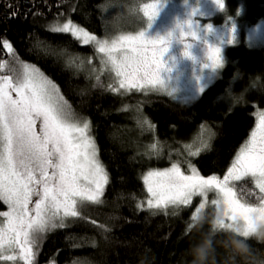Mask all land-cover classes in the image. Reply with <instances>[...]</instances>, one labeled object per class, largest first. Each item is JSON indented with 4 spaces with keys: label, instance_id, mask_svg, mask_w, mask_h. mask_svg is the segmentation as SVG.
Masks as SVG:
<instances>
[{
    "label": "trees",
    "instance_id": "trees-1",
    "mask_svg": "<svg viewBox=\"0 0 264 264\" xmlns=\"http://www.w3.org/2000/svg\"><path fill=\"white\" fill-rule=\"evenodd\" d=\"M145 1L0 0V75L17 63L48 78L88 122L108 175L101 203H77V217L31 238L27 262L0 264H180L196 198L174 211L149 209L142 176L172 162L182 169L192 163L203 175H221L230 166L264 109V46L239 40L226 46L217 79L194 101L179 103L157 92L118 94L105 76L91 74L88 66L99 54L92 45L49 27L67 17L102 37L135 31L148 23ZM262 18L264 0H222L214 23L242 28ZM199 129L210 142L193 154L188 146L201 138Z\"/></svg>",
    "mask_w": 264,
    "mask_h": 264
},
{
    "label": "snow or ice",
    "instance_id": "snow-or-ice-1",
    "mask_svg": "<svg viewBox=\"0 0 264 264\" xmlns=\"http://www.w3.org/2000/svg\"><path fill=\"white\" fill-rule=\"evenodd\" d=\"M152 8L150 20L156 15L157 4ZM177 27L179 30L183 28L179 24ZM190 28H193L192 24ZM53 31L71 32L77 37L82 35L85 44L96 41V37L71 21ZM192 35L197 34L193 32ZM171 38V33L167 37L154 38H146L140 33L120 36L111 44L107 41L96 43L99 51L108 55L113 70L121 78L120 88H125L136 87L141 81L151 82L155 53L160 51L163 55ZM157 42L159 49L155 47ZM150 45L152 58L148 55ZM8 47L11 50V46ZM117 50L123 52L119 58L113 55ZM184 55L190 54L185 52ZM208 59L212 64L205 66H219L220 49L209 46ZM58 91L35 67L25 65L22 77H18L15 83L9 76H0V200L9 206V211L0 213L4 217L0 222V259L14 260L15 256L4 253L19 245L20 258L27 262L33 253L26 245L34 242L33 236L44 232L61 211L65 217H77L78 202L84 207L90 206L88 202L101 203L104 185L108 183L95 142L86 135L88 123L85 121L80 126L71 122L70 114L59 103ZM36 170L39 171L38 178L34 174ZM191 173L184 175L176 164L170 169L147 172L143 177L150 194L147 207L164 209L169 205H187L194 195L206 196L214 190L218 199L211 203L214 206L223 204L229 221L239 218L248 223L254 213L264 216V197L260 198L259 206L242 202L229 183L250 176L255 178L256 187L264 193V112L259 114L256 128L241 145L222 178L217 174L203 177L194 167ZM33 185L39 190L34 192ZM33 195L39 198L29 209ZM51 227L57 225L52 223Z\"/></svg>",
    "mask_w": 264,
    "mask_h": 264
},
{
    "label": "rangeland",
    "instance_id": "rangeland-1",
    "mask_svg": "<svg viewBox=\"0 0 264 264\" xmlns=\"http://www.w3.org/2000/svg\"><path fill=\"white\" fill-rule=\"evenodd\" d=\"M155 4H157L156 15L150 20L149 17L153 11L152 6ZM221 8L222 0H219V3H217L216 0H147L142 5L143 13L148 18L147 25L140 27L135 31L120 32L112 37L98 36L67 17L54 21L51 25H49V27L51 29H55L71 21L72 24L78 28H83L89 35L96 37V41H107L109 44H111L113 40L118 41L120 36H136L140 33H144L146 38H154L157 36L167 37L168 34L171 33L172 38L169 39L167 51L164 52L163 55L160 54V51L155 53L152 72L150 74L151 82L149 83L141 81L136 87L126 86L125 88H120L119 82L121 78L117 77L116 72L113 70L111 63L108 61V55L99 51V46L96 41H89V43H87L92 45L94 50L99 53L96 56V63L90 64L88 68L94 76H105L111 83V86H113V89H116L115 92L120 95H130L131 92L137 91L157 92L167 95L179 103H190L197 99L203 89L214 82L219 76L224 64V50L226 46L233 44L238 40L244 41L245 44L251 47L264 46V18L259 19L254 24L243 26L242 28H239L235 22L214 23L215 17L218 15ZM178 24L183 26L181 30L177 27ZM191 24L193 25V28H190ZM207 26H210V28ZM193 32L197 34L195 37L192 35ZM67 33L73 36L71 32ZM73 37L81 44H85L83 43L84 37L82 35L79 37ZM209 46H211L212 49H220V62L217 67L205 66L212 64V61L208 59ZM155 47L157 49L160 48L159 42L156 43ZM185 52H188L190 55L185 56ZM122 54L123 52L120 50L113 53V55L117 58H119ZM148 55L150 58L153 57L151 45L149 46ZM24 66L25 65L14 63L8 68L9 73L5 76H9L15 83L18 77H22L24 73ZM29 68H32V66ZM13 96L15 97V93H13ZM57 96L59 103L63 105L65 112L70 114L71 122L82 126L86 120L75 114L58 93ZM261 112H264V109L257 112V122L254 129L258 124L259 114ZM37 131H39V121L37 122ZM86 135L91 137L93 140L89 124ZM196 135L197 137H201L199 141L195 142L194 138L190 144L193 148L188 146L189 151L193 154H195L198 150L203 149L205 146H208L210 142L208 140L209 135L206 131L199 129ZM248 139L249 137L241 145H243ZM173 164H176V162H172L167 167L149 169L146 172L151 170L170 169ZM193 167L196 169V167L190 163L186 169L179 168L184 175H191V169ZM227 169L218 176L222 178ZM146 172L144 173V176L147 174ZM34 174L37 178L39 177L38 170H36ZM200 175L203 177L210 176L203 174ZM144 176H142V183L146 200H148L150 198V194L148 193L147 187L144 183ZM229 183L230 186L236 190L238 199L250 205L259 206L260 198L264 197V193H261L259 188L256 187L255 178L246 176L240 181H230ZM33 189L35 192L39 190V187L36 188V186L33 185ZM35 197V200L39 198L36 195ZM193 198H196V206L192 215L197 213L198 209H202L200 207L202 204L204 205L203 208H205L212 205V200L218 199L214 190L208 192L206 196L194 195L192 199ZM34 204L35 201L30 204L29 209H32ZM178 206L180 205H169L167 208H164V210L174 211L170 209ZM217 207H223V204H220ZM7 211H9L8 204H6V210H1L0 213ZM65 218L66 217L63 215V211H61L58 217L50 221V224L46 229H53V227H51L52 223L59 226ZM3 220L4 217L0 216V222ZM4 254L13 255L16 257L15 259H21L20 246L17 245L14 249L5 252Z\"/></svg>",
    "mask_w": 264,
    "mask_h": 264
},
{
    "label": "clouds",
    "instance_id": "clouds-1",
    "mask_svg": "<svg viewBox=\"0 0 264 264\" xmlns=\"http://www.w3.org/2000/svg\"><path fill=\"white\" fill-rule=\"evenodd\" d=\"M264 216L229 221L223 207L200 209L188 229L180 264H264Z\"/></svg>",
    "mask_w": 264,
    "mask_h": 264
}]
</instances>
